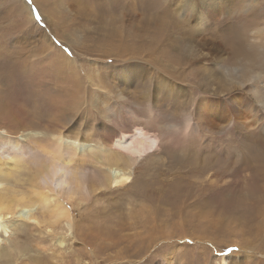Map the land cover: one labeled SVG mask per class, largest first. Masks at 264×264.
Returning a JSON list of instances; mask_svg holds the SVG:
<instances>
[{"label":"rangeland","instance_id":"obj_1","mask_svg":"<svg viewBox=\"0 0 264 264\" xmlns=\"http://www.w3.org/2000/svg\"><path fill=\"white\" fill-rule=\"evenodd\" d=\"M263 44L264 0H0V135L23 144L63 130L80 160L106 141L135 160L126 184L71 209L76 227L42 235L27 222L44 249L28 242L26 257L125 264L111 242L148 241L137 264L264 259L253 210L264 206V62L252 65ZM134 128L155 140L135 158L114 145ZM154 181V204L134 196ZM4 223L0 245L25 242L19 219Z\"/></svg>","mask_w":264,"mask_h":264},{"label":"bare ground","instance_id":"obj_2","mask_svg":"<svg viewBox=\"0 0 264 264\" xmlns=\"http://www.w3.org/2000/svg\"><path fill=\"white\" fill-rule=\"evenodd\" d=\"M27 10H29L28 7ZM257 49L255 52L252 51L254 56L252 65L261 67L264 62V57ZM3 108H1L2 111ZM6 111L8 112L7 109ZM11 118L9 122L11 120L15 122V119ZM15 123L17 124V122ZM6 134L0 135V235H6L7 233V226L4 221L9 217H13L19 219L21 223L14 229L17 237L19 238L23 235L22 237H24L25 242L14 243L8 247L0 245V264H47L48 262H44L40 257H34L32 259L26 257V253L29 251L28 242H34L39 256L41 254L40 252L44 249L42 239L39 237V239H34L32 233H26L28 227L27 222L33 223L35 232L38 234L41 233L42 235L54 233L59 228V225L63 223L76 227L78 222L73 219L71 209L82 206L90 197L95 196L98 192L107 191L111 188L126 184L130 179L129 170L135 160L131 158L125 159L123 154L117 151L118 149L115 150L112 143L108 144L109 142L107 141L103 142L105 146L102 149L98 148L97 152L99 153V157L97 159L95 157L93 158V156H86L88 158H85L83 155L84 158L80 160L78 156L81 154V146L79 144L76 146V143L70 144L65 142V139L68 137L63 135V130H58V132H54L51 136L46 135L43 138L30 136L26 143L22 141L23 144L20 143L21 140L19 141L17 138H12V135L9 136ZM72 141L76 142L77 137H74ZM120 143H129V145L136 147L130 152V157H132L131 155H135L133 157L135 158L141 155L140 149L143 153L152 150L155 145V140L147 132L136 128L132 133H122L119 140L114 144L117 147L119 145L120 150H126L125 147L120 146ZM261 156V154H256L257 158ZM86 159L89 161H86ZM86 162L90 163V165H87ZM258 182L259 180L257 182L254 181L253 186H257ZM20 183L28 186L30 191L17 190L15 184ZM154 184L157 183L155 181L150 183L144 182L142 184L144 190L137 191L134 196L139 200H146L145 202L154 204V201L157 199L154 198L150 190ZM263 190L264 186L260 191L264 198ZM150 198H154V200H150ZM219 209L218 214L223 216L229 211L228 209L225 212V209L223 210L222 207ZM215 210L216 212L218 211V209ZM235 210L229 215H233L234 218H240L244 214L241 210L242 213ZM253 210L256 216L264 220V206L253 208ZM246 217L249 216L243 215V219ZM243 219L235 220L242 224V221L245 220ZM256 219L253 222H256ZM261 227L259 225V227L254 229L255 232L253 235L251 234L254 239L260 237L258 230ZM136 238L137 236L135 235ZM150 240L153 242L152 239ZM208 241L213 244L211 240ZM58 243L61 244L62 242L59 241ZM111 244L116 245V247L118 245L121 246H119L120 250L124 258H127L125 264H137L138 262L134 261V258L138 254L147 253L152 247V244L148 241L146 243L141 241H119L111 242ZM39 246L43 248L39 249ZM207 254L209 255V253ZM54 255L51 258L57 261L58 257L55 253ZM151 259L152 257L145 259L144 264H152ZM62 261L63 259L61 258ZM202 264H205L203 258ZM218 264L240 263L232 259L226 261L221 258ZM251 264H264V259H255Z\"/></svg>","mask_w":264,"mask_h":264}]
</instances>
